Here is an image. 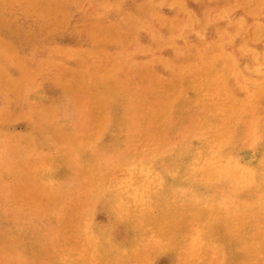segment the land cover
<instances>
[{
  "label": "rangeland",
  "instance_id": "1",
  "mask_svg": "<svg viewBox=\"0 0 264 264\" xmlns=\"http://www.w3.org/2000/svg\"><path fill=\"white\" fill-rule=\"evenodd\" d=\"M200 1L0 0V120H2L0 122V201L2 200L0 206L6 204L5 207H0V220L3 221L0 222V264H232L236 260L238 263L235 264H250V261H252L251 264L261 263V261V264H264V242H262L264 241V187H262L264 186V100H261L264 99V0H221L222 3L219 0H202L201 3ZM133 9L134 11H130ZM256 17L257 20H255ZM114 18L118 19L115 20ZM136 23L139 25L138 27L135 25ZM209 26L211 29L208 28ZM182 30L186 31L183 32ZM120 37L121 39H119ZM206 39L211 42H206ZM155 41L156 43H154ZM78 47H82V49ZM109 51H117L118 53H109ZM165 53L168 54L165 55ZM106 54H108L107 57ZM260 55L262 56L260 57ZM13 61L15 62L12 63ZM112 65L114 66L112 67ZM161 65L164 67H160ZM58 70L60 72L57 74ZM21 75L24 76L21 78ZM187 77L188 79H186ZM103 83L104 85H102ZM135 83H138V86ZM140 83L146 84L142 86ZM194 85L195 87H193ZM90 87L92 90L87 89ZM140 88L142 89L140 90ZM35 91L37 92L35 93ZM120 92L123 93L120 94ZM9 96L10 98L14 96L11 99L12 101L15 100L16 104L8 98ZM77 96L79 97L77 98ZM182 96L183 98H181ZM24 97L28 98L25 99ZM142 99L147 103L146 105ZM184 99L191 100V102H185ZM90 100L92 103L89 102ZM45 101L47 104L44 103ZM148 103L152 104L148 105ZM89 106H91L92 111H89ZM49 107L53 108L47 110ZM173 107L175 111L172 110ZM191 107H195L194 111H197L193 112ZM42 108L45 112L41 111ZM104 108L106 109L104 110ZM178 108L184 111L182 112ZM190 108L192 113H190ZM50 110H54V112ZM36 111H41L42 118ZM14 112L18 113L15 114ZM135 112L137 113L136 117L134 116ZM186 112L187 114H184ZM129 113L131 115H128ZM188 113L190 114L189 117ZM196 113L199 115L197 116ZM192 114H194V119ZM182 115L183 118L186 117L184 120L180 117ZM207 115L213 116L210 117L211 120ZM50 116H52L51 119H49ZM189 118H192L191 122ZM87 122L90 123L89 126ZM184 125L185 127L191 126L182 128ZM131 126L134 127L131 128ZM79 127L81 129H78ZM177 129L182 130V133L178 132ZM123 130L125 132L120 133ZM151 131L152 133H150ZM39 133L42 135L40 136ZM174 133L178 138L174 136ZM8 134L10 135L8 136ZM130 134L132 136L135 134L134 139ZM56 136L59 138L56 139ZM183 136L185 137L183 138ZM39 138L40 140H38ZM123 138L126 141H123ZM54 140L56 141L54 142ZM131 140L133 141L132 144L135 141L136 143L132 145ZM137 140L140 142L137 143ZM117 141H119V145H117ZM63 142L69 145L66 146ZM41 143L46 146L43 147ZM120 145L124 148L122 149ZM86 146L91 147L86 148ZM140 152L141 155H138ZM165 154L167 155L166 158L164 157ZM145 156L147 157L145 158ZM112 159H116V161ZM139 162H143V164ZM71 167H75L77 171L74 168L71 170ZM12 170L15 171V173L13 171L14 174ZM17 170L19 175H17ZM114 173L117 176H113ZM220 174L224 175L221 176ZM4 181L5 183H3ZM25 181H28V184L24 183ZM7 182L9 183L6 184ZM14 183L17 184L14 185ZM192 183L197 187H194ZM25 185L29 188L26 189ZM23 188L24 190H22ZM10 189H12L11 192ZM13 190L17 193L14 194ZM122 190L124 191L121 192ZM12 193L15 196H11ZM227 194H229V198ZM19 197L21 200L18 199ZM247 197L251 199L249 200ZM6 199L8 200L6 201ZM131 200L132 202H130ZM201 200L202 202H200ZM12 207L16 208L12 209ZM18 210L19 212H16ZM217 210H219L218 213ZM257 211H260V214H257ZM35 215L37 216L35 217ZM27 218L29 219L26 220ZM42 218H46V220L44 221ZM63 218H65L64 221ZM41 220L44 222L42 223ZM3 224L5 227L2 226ZM232 224H235L234 226L237 224V226L234 227ZM261 224H263L262 227ZM242 232L243 237L241 236ZM247 234L249 236H246ZM230 236L232 237L230 238ZM33 241L35 242L33 243ZM26 242L29 244L27 245ZM248 243L252 244V247ZM27 246L31 247L26 249ZM246 248L247 251L249 250L248 252ZM207 250L209 251L207 252ZM240 257L243 259L240 260Z\"/></svg>",
  "mask_w": 264,
  "mask_h": 264
},
{
  "label": "bare ground",
  "instance_id": "2",
  "mask_svg": "<svg viewBox=\"0 0 264 264\" xmlns=\"http://www.w3.org/2000/svg\"><path fill=\"white\" fill-rule=\"evenodd\" d=\"M148 1H149V0H148ZM158 1H159V0H158ZM181 1H182V0H181ZM194 1H195V0H194ZM201 1H202V0H201ZM201 1H200V3H201ZM204 1H205V0H204ZM209 1H210V0H209ZM219 1H221V0H219ZM223 1H224V0H223ZM138 2H139V1H138ZM151 2H152V1H151ZM156 2H157V0H156ZM172 2H173V0H172ZM184 2H185V0H184ZM2 3H3V2H2ZM149 3H150V2H149ZM200 3H198V4H200ZM202 3H203V2H202ZM221 3H222V1H221ZM8 4H9V3H8ZM150 4H151V3H150ZM159 4H160V3H159ZM1 5H2V4H1ZM136 5H137V3H136ZM155 5H156V3H155ZM196 5H197V4H196ZM201 5H202V4H201ZM137 6H138V5H137ZM194 7H196V6H194ZM199 7H200V6H199ZM199 7H198V9H199ZM133 8H134V7H133ZM136 8H137V7H136ZM149 8H150V7H149ZM192 8H193V7H192ZM196 8H197V7H196ZM200 8H202V6H201ZM232 8H233V6H232ZM121 9H122V8H121ZM189 9H190V8H189ZM235 9H237V8H235ZM263 9H264V8H263ZM126 10H127V8H126ZM175 10H176V9H175ZM118 11H119V9L117 10V12H118ZM130 11H134V9H133V10H130ZM145 12H146V10H145ZM148 12H149V10H148ZM156 12L158 13V11H156ZM194 12H195V11H194ZM203 12H204V11H203ZM224 12H225V11H224ZM232 12H233V11H232ZM123 13H124V12H123ZM127 13H128V12H127ZM131 13H132V12H131ZM146 13H147V12H146ZM152 13H153V12H152ZM187 13H188V12H187ZM190 13H191V12H190ZM128 14H129V13H128ZM148 14H149V13H148ZM171 14H172V12H171ZM197 14H198V13H197ZM199 14H201V13H199ZM202 14H203V13H202ZM232 14H233V13H232ZM149 15H150V14H149ZM152 15H154V14H152ZM186 15H187V14H186ZM195 15H196V14H195ZM233 15H235V14H233ZM119 16H120V15H119ZM134 16H135V15H134ZM163 16H164V15H163ZM165 16H166V15H165ZM165 16H164V17H165ZM169 16H170V15H169ZM230 16H231V15H230ZM112 17H114V16H112ZM115 17H118V16H115ZM171 17H172V16H171ZM176 17H177V16H176ZM191 17H192V16H191ZM202 17H203V16H202ZM109 18H110V17H109ZM118 18H119V17H118ZM118 18H117V19H118ZM156 18H157V17H156ZM228 18H229V17H228ZM114 19H115V18H114ZM117 19H115V20H117ZM184 19H185V18H184ZM184 19H183V20H184ZM253 19H255V18H253ZM253 19H252V20H253ZM183 20H182V21H183ZM226 20H227V19H226ZM255 20H257V17H256ZM112 21H113V20H112ZM147 21H148V20H147ZM192 21H193V20H192ZM192 21H191V22H192ZM229 21H230V20H229ZM259 21H260V20H259ZM142 22H143V21H142ZM144 22H145V21H144ZM151 22H152V21H151ZM151 22H150V23H151ZM129 23H130V22H129ZM139 23L141 24V22H138V24H139ZM161 23H162V22H161ZM164 23H165V22H164ZM164 23H163V24H164ZM217 23H218V22H217ZM224 23H225V22H224ZM244 23H245V22H244ZM147 24H148V23H147ZM248 24H249V23H248ZM135 25H137V23H136ZM142 25H143V24H142ZM199 25H201V24H199ZM222 25H224V24H222ZM246 25H247V24H246ZM138 26H139V25H137V27H138ZM148 26H149V25H148ZM162 26H163V25H162ZM167 26H168V25H167ZM187 26H188V25H187ZM127 27H129V26H127ZM201 27H202V25H201ZM201 27H199V28H201ZM109 28H110V27H109ZM123 28H126V27H123ZM141 28H142V27H141ZM149 28H151V27L149 26ZM208 28H210V26H209ZM215 28H216V27H215ZM219 28H221V27L219 26ZM222 28H223V26H222ZM142 29H143V28H142ZM147 29H148V28H147ZM165 29H166V28H165ZM192 29H193V28H192ZM201 29H202V28H201ZM204 29H205V28H204ZM204 29H203V30H204ZM210 29H211V28H210ZM110 30H112V29L110 28ZM120 30H121V29H120ZM124 30H125V29H124ZM157 30H158V29H157ZM162 30H164V29H162ZM162 30H160V31H162ZM106 31H107V30H106ZM147 31H148V30H147ZM153 31H154V30H153ZM182 31H183V30H182ZM185 31H186V30H184L183 32H185ZM192 31H193V30H192ZM201 31H202V30H201ZM201 31H200V32H201ZM113 32H114V31H113ZM137 32H138V31H137ZM156 32H157V31H156ZM206 32H207V31H206ZM228 32H229V31H228ZM231 32H232V30H231ZM157 33H158V32H157ZM161 33H162V32H161ZM202 33H203V32H202ZM210 33H211V31H210ZM155 34H156V33H155ZM155 34H154V35H155ZM165 34H166V33H165ZM173 34H174V33H173ZM200 34H201V33H200ZM203 34H204V33H203ZM206 34H207V33H206ZM241 34H242V33H241ZM244 34H245V33H244ZM136 35H137V34H136ZM138 35H139V34H138ZM140 35H141V34H140ZM159 35H160V34H159ZM159 35H158V36H159ZM198 35H199V34H198ZM201 35H202V34H201ZM114 36H115V35H114ZM142 36H143V34H142ZM145 36H146V35H145ZM150 36H152V35H150ZM168 36H169V35H168ZM170 36H171V35H170ZM172 36H173V35H172ZM206 36H207V35H206ZM208 36H209V35H208ZM238 36H239V34H238ZM156 37H157V36H156ZM159 37H160V36H159ZM214 37H215V36H214ZM214 37H213V38H214ZM243 37H244V36H243ZM246 38H247V37H246ZM119 39H121V37H120ZM147 39H148V36H147ZM157 39H158V38H157ZM198 39H199V37H198ZM237 39H238V38H237ZM240 39H241V38H240ZM243 39L245 40V38H243ZM243 39H242V40H243ZM92 40H93V39H92ZM106 40H107V39H106ZM123 40H124V38H123ZM163 40H164V39H163ZM164 41H165V40H164ZM176 41H177V40H176ZM193 41H194V40H193ZM193 41H191V42H193ZM200 41H201V40H200ZM209 41H210V40H209ZM209 41H207V39H206V42H209ZM239 41H240V40H239ZM107 42L109 43V41H107ZM120 42H121V41H120ZM120 42H119V43H120ZM158 42L160 43L159 40H158ZM179 42H181V41H179ZM210 42H211V41H210ZM263 42H264V41H263ZM115 43H116V42H115ZM154 43H156V41H155ZM176 43H177V42H176ZM187 43H188V42H187ZM199 43H200V42H199ZM215 43H216V42H215ZM258 43H259V42H258ZM160 44H161V43H160ZM179 44H180V43H179ZM205 44H206V43H205ZM236 44H237V43H236ZM246 44H248V43L246 42ZM250 44H251V43H250ZM261 44H262V43H261ZM115 45H116V44H115ZM191 45H192V44H191ZM253 45H254V44H253ZM256 45H257V44H256ZM101 46H102V45H101ZM233 46H234V45H233ZM246 46H248V45H246ZM249 46H250V45H249ZM115 47H116V46H115ZM118 47H119V45H118ZM236 47H237V46H236ZM251 47H252V46H251ZM257 47H258V46H257ZM78 48H79V47H78ZM80 48L82 49V47H80ZM80 48H79V49H80ZM116 48H117V47H116ZM116 48H114V49H116ZM255 48H256V47H255ZM117 49H118V48H117ZM119 49H120V48H119ZM128 49H129V48H128ZM105 50H106V49H105ZM105 50H104V52H105ZM110 50H112V49H110ZM156 50H158V49H156ZM156 50H155V51H156ZM166 50H168V49H166ZM232 50H233V49H232ZM256 50H257V49H256ZM163 51H164V50H163ZM168 51H170V50H168ZM237 51H238V50H237ZM111 52H116V53H118L117 51H111ZM111 52L109 51V53H111ZM125 52H126V51H125ZM193 52H194V51H193ZM211 52H212V51H211ZM1 53H2V52H1ZM106 53H107V52H106ZM120 53H121V52H120ZM122 53H123V51H122ZM238 53H239V52H238ZM92 54H93V53H92ZM133 54H134V53H133ZM161 54H162V52H161ZM163 54H164V53H163ZM166 54H168V53H165V55H166ZM260 54H261V53H260ZM9 55H10V54H9ZM76 55H77V54H76ZM104 55H105V54H104ZM107 55H108V54H106V57H107ZM112 55H113V54H112ZM135 55H136V54H135ZM138 55H139V54H138ZM169 55H170V53H169ZM6 56H8V55L6 54ZM110 56H111V55H110ZM170 56H171V55H170ZM238 56H239V55H238ZM238 56H237V58H238ZM261 56H262V55H260V57H261ZM0 57H1V56H0ZM10 57H11V56H10ZM106 57H105V58H106ZM151 57H152V56H151ZM159 57H160V56H159ZM163 57H164V56H163ZM168 57H169V56H168ZM244 57H245V56H244ZM165 58H166V57H165ZM173 58H174V57H173ZM185 58H186V57H185ZM91 59H92V58H91ZM103 59H104V58H103V56H102V60H103ZM111 59H112V58H111ZM146 59H147V58H146ZM146 59H145V60H146ZM72 60H73V59H72ZM92 60H93V59H92ZM92 60H91V61H92ZM105 60H106V59H105ZM139 60H140V59H139ZM165 60H166V59H165ZM239 60H240V59H239ZM249 60H250V59H249ZM4 61H5V60H4ZM80 61H81V60H80ZM245 61H246V60H245ZM2 62H3V61H2ZM2 62H1V63H2ZM14 62H15V61H13L12 63H14ZM73 62H74V61H73ZM140 62H141V61H140ZM140 62H139V63H140ZM156 62H157V61H156ZM156 62H155V63H156ZM77 63H78V62H77ZM77 63H76V64H77ZM84 63H85V62H84ZM91 63H92V62H91ZM159 63H160V62H159ZM243 63H245V62H243ZM243 63H242V65H243ZM246 63H247V62H246ZM10 64H11V63H10ZM85 64H86V63H85ZM103 64H104V63H103ZM108 64H109V63H108ZM136 64H137V63H136ZM140 64H141V63H140ZM152 64H153V63H152ZM217 64H218V63H217ZM249 64H250V63H249ZM3 65H4V64H3ZM18 65H19V63H18ZM104 65H105V64H104ZM159 65H160V64H159ZM253 65H254V64H253ZM1 66H2V65H1ZM15 66H16V65H15ZM20 66H21V65H20ZM68 66H69V65H68ZM71 66L74 67V65H71ZM101 66H102V65H101ZM113 66H114V65H112V67H113ZM134 66H135V65H134ZM162 66H163V65H161L160 67H162ZM188 66H189V65H188ZM218 66H219V65H218ZM9 67H12V66H9ZM16 67H17V66H16ZM88 67H90V66H88ZM112 67H111V68H112ZM131 67H132V65H131ZM138 67H139V66H138ZM143 67H144V66H143ZM145 67H146V66H145ZM147 67H148V66H147ZM163 67H164V66H163ZM168 67H169V66H168ZM4 68H5V67H4ZM7 68H8V66H7ZM75 68H76V67H75ZM83 68H84V67H83ZM127 68H128V67H127ZM129 68H130V67H129ZM249 68H250V67H249ZM5 69H6V68H5ZM12 69L14 70V68H12ZM12 69H11V71H12ZM17 69H18V68H17ZM19 69H20V68H19ZM63 69H64V68H63ZM69 69H70V68H69ZM72 69H73V68H72ZM86 69H87V68H86ZM89 69H90V68H89ZM112 69H113V68H112ZM138 69H139V68H138ZM138 69H136V70H138ZM142 69H144V68H142ZM168 69H169V68H168ZM20 70H21V69H20ZM117 70H118V69H117ZM165 70H166V69H165ZM0 71H1V70H0ZM6 71H7V69H6ZM9 71H10V70H9ZM11 71H10V72H11ZM65 71H66V69H65ZM102 71H103V70H102ZM128 71H130V70H128ZM138 71H139V70H138ZM158 71H160V70H158ZM169 71H170V69H169ZM2 72H4V71H2ZM13 72H14V71H13ZM21 72H22V71H21ZM59 72H60V70H58L57 74H58ZM68 72H69V70H68ZM97 72H98V71H97ZM97 72H96V73H97ZM115 72H116V71H115ZM130 72H131V71H130ZM132 72H133V71H132ZM148 72H149V71H148ZM161 72H162V71H161ZM161 72H160V73H161ZM172 72H173V71H172ZM188 72H189V71H188ZM14 73H15V72H14ZM54 73H55V71H54ZM96 73H95V74H96ZM118 73H119V71H118ZM157 73H158V72H157ZM170 73H171V72H170ZM189 73H190V72H189ZM245 73H246V72H245ZM0 74H1V73H0ZM15 74H16V73H15ZM18 74H19V73H18ZM22 74H23V72H22ZM57 74H56V76H57ZM92 74H93V73H92ZM112 74H115V73L112 72ZM112 74H111V75H112ZM132 74H133V73H132ZM66 75H67V74H66ZM96 75H97V74H96ZM115 75H116V74H115ZM118 75H120V74H118ZM148 75H149V74H148ZM208 75H209V74H208ZM14 76H15V75H14ZM19 76H20V75H19ZM19 76H18V77H19ZM23 76H24V75H23ZM23 76L21 75V78H22ZM56 76H55V77H56ZM112 76H113V75H112ZM127 76H128V75H127ZM133 76H135V75H133ZM161 76H162V75H161ZM165 76H166V75H165ZM165 76H164V77H165ZM254 76H255V75H254ZM58 77H59V76H58ZM62 77H63V74H62ZM65 77H66V76H65ZM97 77H98V76H97ZM99 77H100V76H99ZM121 77H123V76H121ZM128 77H129V76H128ZM130 77H131V75H130ZM255 77H256V76H255ZM257 77H258V76H257ZM59 78H61V77H59ZM107 78H108V77H107ZM115 78H116V76H115ZM131 78H132V77H131ZM131 78H130V79H131ZM166 78H167V77H166ZM18 79H19V78H18ZM61 79H62V78H61ZM68 79H69V78H68ZM109 79H110V77H109ZM109 79H108V80H109ZM121 79H122V78H121ZM128 79H129V78H128ZM137 79H138V78H137ZM186 79H188V77H187ZM186 79H185V80H186ZM4 80H5V79H4ZM20 80H21V79H20ZM133 80H134V79H133ZM185 80H184V81H185ZM21 81H22V80H21ZM92 81H93V80H92ZM148 81H149V79H148ZM65 82H67V81H65ZM108 82H109V81H108ZM127 82H128V81H127ZM132 82H133V81H132ZM155 82H157V81H155ZM167 82H168V81H167ZM185 82H186V81H185ZM19 83H20V81H19ZM21 83H22V82H21ZM106 83H107V82H106ZM109 83H110V82H109ZM126 84H128V83H126ZM135 84H136V83H135ZM144 84H146V83H143V85H144ZM241 84H242V83H241ZM68 85L70 86V83H69ZM71 85H72V84H71ZM102 85H104V83H103ZM105 85H106V84H105ZM131 85H133V84H131ZM136 85L138 86V83H137ZM140 85H142V84L140 83ZM143 85H142V86H143ZM151 85H152V84H151ZM183 85H184V84H183ZM29 86L31 87L30 84H29ZM128 86H129V85H128ZM146 86H147V85H146ZM149 86H150V85H149ZM161 86H162V85H161ZM5 87H7V86H5ZM13 87H14V86H13ZM33 87H35V86H33ZM62 87H64V86L62 85ZM98 87H99V86H98ZM103 87H104V86H103ZM133 87H134V86H133ZM193 87H195V85H194ZM28 88H29V87H28ZM76 88H79V87H76ZM105 88H106V87H105ZM138 88H139V87H138ZM138 88H137V89H138ZM148 88H149V87H148ZM150 88H151V86H150ZM10 89H11V88H10ZM25 89H26V88H25ZM25 89H24V90H25ZM59 89H60V88H59ZM59 89H57V90H59ZM66 89H67V88H66ZM79 89H80V88H79ZM81 89H82V88H81ZM87 89H91V87H90V88H87ZM87 89H86V90H87ZM120 89H121V88H120ZM141 89H142V88H140V90H141ZM144 89H145V88H144ZM160 89H161V88H160ZM17 90H18V89H17ZM37 90H38V89H37ZM91 90H92V89H91ZM147 90H148V89H147ZM150 90H151V89H150ZM8 91H10V90L8 89ZM12 91H13V90H12ZM83 91H84V90H83ZM99 91H100V89H99ZM102 91H103V90H102ZM111 91H112V90H111ZM130 91H131V90H130ZM36 92H37V91H35V93H36ZM91 92H92V91H91ZM93 92H94V91H93ZM93 92H92V93H93ZM103 92H104V91H103ZM123 92H124V91H123ZM123 92H122V93H123ZM138 92H139V91H138ZM198 92H199V91H198ZM9 93H10V92H9ZM11 93H12V92H11ZM30 93H33V92H30ZM59 93H60V92H59ZM70 93H72V92H70ZM73 93H74V92H73ZM73 93H72V94H73ZM122 93L120 92V94H122ZM125 93H126V92H125ZM136 93H137V92H136ZM107 94H109V93H107ZM120 94H119V95H120ZM126 94H127V93H126ZM144 94H145V93H144ZM182 94H183V93H182ZM241 94H242V93H241ZM9 95H10V94H9ZM11 95H12V94H11ZM11 95H10V96H11ZM23 95H24V93H23ZM30 95H32V94H30ZM34 95H35V94H34ZM63 95H64V94H63ZM77 95H78V94H77ZM99 95H100V94H99ZM101 95H102V94H101ZM104 95H105V94H104ZM119 95H118V96H119ZM130 95H131V93H130ZM137 95H138V94H137ZM10 96H9L8 98L12 101L11 98H13L14 96H12L11 98H10ZM25 96H27V95H25ZM66 96H67V95H66ZM72 96H73V95H72ZM72 96H71V97H72ZM74 96H75V95H74ZM81 96H82V94H81ZM108 96H111V95H108ZM112 96H113V95H112ZM118 96H117V97H118ZM123 96H124V95H123ZM123 96H122V97H123ZM134 96H136V95H134ZM149 96H150V95H149ZM149 96H147V97H149ZM15 97H17V95H15ZM29 97H30V96H29ZM48 97H49V96H48ZM68 97H69V96H68ZM75 97H76V96H75ZM78 97H79V96H77V98H78ZM87 97H88V95H87ZM113 97H114V96H113ZM115 97H116V96H115ZM130 97H131V96H130ZM145 97H146V96H145ZM150 97H151V96H150ZM188 97H189V96H188ZM263 97H264V95H263ZM24 98L26 99V98H28V97H24ZM38 98H39V97H38ZM85 98H86V97H85ZM135 98H136V97H135ZM181 98H183V96H182ZM186 98H187V97H186ZM189 98H190V97H189ZM245 98H246V97H245ZM60 99H61V98H60ZM72 99H73V98H72ZM89 99H90V98H89ZM89 99H88V100H89ZM92 99H94V98H92ZM110 99H111V98H110ZM112 99H114V98H112ZM116 99H117V98H116ZM116 99H114V100H116ZM130 99H131V98H130ZM130 99H128V100H130ZM140 99H141V98H140ZM149 99H150V98H149ZM149 99H148V100H149ZM158 99H159V98H158ZM177 99H178V98H177ZM191 99H192V98H191ZM2 100H3V98H2ZM10 100H9V101H10ZM22 100H24V99H22ZM33 100H34V99H33ZM69 100H71V99H69ZM84 100L86 101V99H84ZM119 100H121V99H119ZM144 100L146 101L147 98L144 99ZM144 100L142 99V102H143ZM152 100H153V99H152ZM179 100H180V98H179ZM181 100H182V99H181ZM185 100H186V99H184V101H185ZM261 100L263 101L264 99H261ZM4 101H5V100H4ZM13 101H14V102H13ZM13 101H12L13 103L16 102L15 100H13ZM18 101H19V100H18ZM20 101H21V100H20ZM26 101H28V100H26ZM30 101H31V98H30ZM47 101H48V100H47ZM47 101H45L44 103H46ZM71 101H72V100H71ZM71 101H70V102H71ZM80 101H81V100H80ZM80 101H79V102H80ZM85 101H84V103H85ZM132 101H133V99H132ZM135 101H136V100H135ZM145 101H144V103H145ZM158 101H159V100H158ZM184 101H182V102H184ZM188 101L191 102V100H188ZM188 101L186 100L185 102H188ZM7 102H8V101H7ZM21 102H22V101H21ZM58 102H59V101H58ZM82 102H83V101H82ZM89 102L92 103L91 100H90ZM89 102H87V103H89ZM109 102H110V101H109ZM119 102H122V101H119ZM133 102H134V101H133ZM138 102H139V101H138ZM142 102H140V103H142ZM177 102H178V101H177ZM24 103H25V102H24ZM37 103H38V102H37ZM39 103H40V102H39ZM41 103H42V102H41ZM41 103H40V104H41ZM52 103H53V102H52ZM62 103H63V101H62ZM84 103H83V104H84ZM166 103H167V102H166ZM175 103H176V102H175ZM259 103H260V102H259ZM262 103H263V102H262ZM262 103H261V104H262ZM11 104H12V103H11ZM15 104H16V103H15ZM22 104H23V103H22ZM22 104H21V105H22ZM40 104H39V105H40ZM46 104H47V103H46ZM50 104H51V103H50ZM54 104H55V103H54ZM59 104H60V103H59ZM63 104H64V103H63ZM63 104H62V106H63ZM128 104H129V102H128ZM128 104H127V105H128ZM134 104H135V103H134ZM146 104H147V103H145V105H146ZM151 104H152V103H151ZM151 104L148 103V105H151ZM164 104H165V103H164ZM185 104H186V103H185ZM185 104H184V105H185ZM188 104H189V103H188ZM205 104H206V102H205ZM5 105L7 106V104H5ZM8 105H9V104H8ZM19 105H20V104H19ZM37 105H38V104H37ZM48 105H49V104H48ZM64 105H65V104H64ZM75 105H76V104H75ZM79 105H80V104H79ZM84 105H85V104H84ZM86 105H87V104H86ZM88 105H89V104H88ZM127 105H126V106H127ZM136 105H137V104H136ZM173 105H174V104H173ZM190 105H191V104H190ZM198 105H200V104L198 103ZM12 106H13V105H12ZM12 106H11V107H12ZM17 106H18V105H17ZM28 106H29V105H28ZM33 106H34V105H33ZM33 106H30V107L33 108ZM40 106H41V105H40ZM40 106H38V107L40 108ZM51 106H52V105H51ZM55 106H56V105H55ZM76 106H78V105H76ZM113 106H114V104H113ZM121 106H122V104H121ZM123 106H124V105H123ZM137 106H138V105H137ZM191 106H193V105H191ZM20 107H21V106H20ZM30 107H29V108H30ZM46 107H47V106H46ZM56 107H57V106H56ZM63 107H64V106H63ZM78 107H80V106H78ZM81 107H82V106H81ZM89 107H90V109H89V111H90V110H91V106H89ZM116 107H117V106H116ZM116 107H115V108H116ZM119 107H120V106H119ZM129 107H130V106H129ZM135 107H136V106H135ZM135 107H134V108H135ZM146 107H147V106H146ZM146 107H145V108H146ZM149 107H150V106H149ZM149 107H148V108H149ZM183 107H184V106H183ZM189 107H190V106H189ZM196 107H197V106H196ZM259 107H260V106H259ZM2 108H3V107H2ZM12 108H13V107H12ZM12 108H11V109H12ZM25 108H26V107H25ZM27 108H28V107H27ZM50 108H51V107L47 108V110L50 109ZM52 108H53V107H52ZM52 108H51V109H52ZM60 108L62 109V107H60ZM64 108H65V107H64ZM87 108H88V107H87ZM139 108H141V107L139 106ZM143 108H144V106H143ZM143 108H142V109H143ZM150 108H151V107H150ZM153 108H154V107H153ZM153 108H152V110H153ZM157 108H158V106H157ZM191 108H193V107H191ZM191 108H190V109H191ZM194 108H195V107H194ZM194 108H193V112H196L197 110L194 111ZM4 109L6 110V107H5ZM9 109H10V107H9ZM9 109H8V112H9ZM23 109H24V108H23ZM58 109H59V108H58ZM66 109H67V108H66ZM68 109H69V108H68ZM84 109H85V108H84ZM84 109H83V110H84ZM105 109H106V108H104V110H105ZM111 109H112V108H111ZM111 109H110V111H111ZM120 109H122V108H120ZM120 109H119V110H120ZM128 109H130V108H128ZM135 109H136V108H135ZM176 109H177V108H176ZM178 109L181 110V108H178ZM184 109H186V108H184ZM190 109H188V110H190ZM262 109H263V108H262ZM12 110H13V109H12ZM15 110H16V109H15ZM27 110H28V109H27ZM30 110H31V109H30ZM38 110H39V109H38ZM54 110H55V109H54ZM54 110H53V111L50 110V111L54 112ZM59 110H60V109H59ZM85 110H86V109H85ZM119 110H118V111H119ZM122 110H123V109H122ZM126 110H127V108H126ZM130 110H131V109H130ZM149 110H150V109H149ZM172 110H174V107H173ZM188 110H186V111H188ZM41 111H44V112H45V110H43V108H42ZM41 111H40V112H39V111H36V112H38V113L40 114ZM50 111H49V112H50ZM64 111H65V110H64ZM68 111H69V110H68ZM76 111H77V110H76ZM89 111H87V112H89ZM91 111H92V110H91ZM134 111H135V110H134ZM142 111H146V110H142ZM147 111H148V110H147ZM174 111H175V110H174ZM174 111H173V112H174ZM181 111L183 112L184 110H181ZM8 112H7V113H8ZM10 112H13V111H10ZM26 112H28V111H26ZM36 112H34V113L36 114ZM44 112H42V113H44ZM84 112H86V111H84ZM125 112H126V111H125ZM136 112H137V111H136ZM136 112H135V113H136ZM178 112H179V111H178ZM14 113H15V112H14ZM16 113H18V112H16ZM16 113H15V114H16ZM24 113H25V112H24ZM56 113H57V112H56ZM58 113H59V111H58ZM60 113H61V112H60ZM115 113H116V112H115ZM120 113H121V112H120ZM123 113H124V112H123ZM130 113H132V112L130 111ZM130 113H129L128 115H131ZM138 113H139V112H138ZM145 113H147V112H145ZM145 113H144V115H146ZM159 113H160V112H159ZM190 113H192V109H191V112H190ZM0 114H1V111H0ZM15 114H14V115H15ZM30 114H31V113H30ZM32 114H33V112H32ZM46 114H47V113H46ZM52 114H53V113H52ZM66 114H67V113H66ZM71 114H72V112H71ZM91 114H92V113H91ZM91 114H90V115H91ZM109 114H111V113L109 112ZM184 114H187V112L184 113ZM194 114H195V113H194ZM194 114H192V115H193L192 118L194 117ZM196 114H197V116L199 115V113H196ZM72 115H73V114H72ZM87 115H88V114H87ZM87 115H86V116H87ZM94 115H95V114H94ZM111 115H113V114H111ZM119 115H120V114H119ZM128 115H126V116H128ZM133 115H134V114H133ZM133 115H132V116H133ZM189 115H190V114L188 113V117H189ZM204 115H205V114H204ZM218 115H219V114H218ZM246 115H247V114H246ZM5 116H7V115L5 114ZM11 116H12V115H11ZM11 116H10V117H11ZM29 116H30V115H29ZM40 116H41V114H40ZM43 116H44V115H43ZM55 116H57V115H55ZM63 116H64V114H63ZM65 116H67V115H65ZM73 116H74V115H73ZM134 116L136 117V116H137V113H136ZM134 116H133V117H134ZM175 116H176V115H175ZM207 116H208V118L211 117V116L209 117V115H207ZM25 117H26V116H25ZM51 117H52V116H50L49 119H51ZM68 117H69V116H68ZM120 117H121V116H120ZM143 117H144V116H143ZM178 117H179V116H178ZM180 117L183 118V115L180 116ZM205 117H206V116H205ZM212 117H213V116H212ZM212 117H211V118H212ZM246 117H247V116H246ZM0 118H1V117H0ZM6 118H7V117H6ZM11 118H12V117H11ZM34 118H35V117H34ZM38 118H39V117H38ZM41 118H42V116H41ZM59 118H60V117H59ZM61 118H62V115H61ZM72 118H73V117H72ZM87 118H88V117H87ZM110 118H111V117H110ZM110 118H109V119H110ZM121 118H122V117H121ZM130 118H132V117H130ZM149 118H150V117H149ZM173 118H174V117H173ZM173 118H172V119H173ZM176 118H177V117H176ZM184 118H186V117H184ZM184 118H183V120H184ZM192 118H189V119H190V122H191ZM201 118H202V117H201ZM211 118H210V120H211ZM243 118H245V117H243ZM4 119H5V117H4ZM30 119H31V118H30ZM46 119H47V118H46ZM63 119H64V118H63ZM111 119H112V118H111ZM137 119H139V118H137ZM150 119H151V118H150ZM170 119H171V118H170ZM193 119H194V118H193ZM217 119H218V118H217ZM44 120H45V118H44ZM121 120H122V119H121ZM121 120H120V121H121ZM124 120H125V118H124ZM139 120H141V119H139ZM147 120H148V119H147ZM147 120H146V121H147ZM183 120H182V121H183ZM1 121H2V120H0V122H1ZM8 121H9V120H8ZM75 121H77V120L75 119ZM132 121H135V120L132 119ZM144 121H145V119H144ZM172 121H173V120H172ZM178 121H179V120H178ZM178 121H177V123H178ZM194 121H195V120H194ZM59 122H61V121H59ZM70 122H71V121H70ZM84 122H85V121H84ZM91 122H92V121H91ZM147 122H148V121H147ZM150 122H151V121H150ZM174 122H175V121H174ZM179 122H181V121H179ZM185 122H186V120L184 121V123H185ZM219 122H220V121H219ZM221 122H222V121H221ZM263 122H264V121H263ZM3 123H4V122H3ZM55 123H56V122H55ZM55 123H54V124H55ZM57 123H58V121H57ZM74 123H75V125H76V122H74ZM80 123H81V122H80ZM87 123H88V126H89L90 123H89V122H87ZM109 123H110V122H109ZM112 123H113V122H112ZM121 123H123V122H121ZM136 123H137V122H136ZM170 123H171V121H170ZM187 123H189V122L187 121ZM192 123H193V122H192ZM204 123H205V122H204ZM67 124H68V123H67ZM67 124H66V125H67ZM77 124H79V123L77 122ZM117 124H118V123H117ZM137 124H138V123H137ZM182 124H183V123H182ZM197 124H198V123H197ZM197 124H196V125H197ZM201 124H202V123H201ZM75 125H74V126H75ZM85 125H86V124H85ZM92 125H93V124H92ZM115 125H116V124H115ZM125 125H126V124H125ZM130 125H131V123H130ZM132 125H133V124H132ZM140 125H141V124H140ZM147 125H148V124H147ZM158 125H159V124H158ZM175 125H177V124H175ZM185 125H186V124H185ZM185 125L182 126V128L185 127ZM215 125H217V124H215ZM259 125H260V124H259ZM64 126H65V125H64ZM64 126H63V128H64ZM79 126H80V125H79ZM123 126H124V124L122 125V128H123ZM134 126H135V125H134ZM134 126H131V128L134 127ZM137 126H139V125H137ZM151 126H152V123H151ZM165 126H166V124H165ZM165 126H164V127H165ZM180 126H181V124H180ZM190 126H191V125H188V126H186V127H190ZM199 126H200V125H199ZM262 126H263V125H262ZM262 126H259V127H262ZM40 127H42V126L40 125ZM70 127H71V126H70ZM81 127H82V126H81ZM90 127H91V126H90ZM90 127H88V128H90ZM118 127H120V126H118ZM127 127H128V126H127ZM144 127H145V126H144ZM164 127H163V128H164ZM168 127H169V126H168ZM178 127H179V126H178ZM186 127H185V128H186ZM237 127H238V126H237ZM241 127H242V126H241ZM243 127H244V126H243ZM63 128H62V129H63ZM122 128H121V129H122ZM124 128H125V127H124ZM150 128H151V127H150ZM176 128H177V127H176ZM176 128H175V129H176ZM182 128H179V129H182ZM29 129H30V128H29ZM52 129H53V128H52ZM52 129H50V130H52ZM57 129H58V128H57ZM78 129H81V128L79 127ZM83 129H85V128H83ZM92 129H94V128H92ZM138 129H139V127H138ZM146 129H147V126H146ZM155 129H156V128H155ZM164 129H165V128H164ZM193 129L195 130V128H193ZM198 129H199V127H198ZM238 129H240V128L238 127ZM259 129H260V128H259ZM14 130H15V129H14ZM36 130H37V129H36ZM42 130H43V129H42ZM46 130H47V128H46ZM50 130H49V131H50ZM58 130H59V129H58ZM63 130H64V129H63ZM85 130H86V129H85ZM94 130H95V129H94ZM94 130H93V132H94ZM125 130H127V129H125ZM129 130H130V127H129ZM147 130H148V129H147ZM151 130H152V129H151ZM177 130H178V129H177ZM182 130H185V129H182ZM182 130H181V131L178 130V132H181V133H182ZM187 130H188V128H187ZM203 130H204V129H203ZM203 130H202V131H203ZM247 130H249V129H247ZM3 131H4V130H3ZM8 131H9V130H8ZM15 131H16V130H15ZM40 131H41V129H40ZM53 131H54V130H53ZM60 131H61V129H60ZM132 131H133V130H132ZM139 131H140V129H139ZM144 131H145V130H144ZM154 131H155V130H154ZM168 131H170V130L168 129ZM171 131H172V130H171ZM204 131H205V130H204ZM237 131H238V130H237ZM242 131H243V130H242ZM262 131H263V130H262ZM30 132H31V131H30ZM45 132H46V131H45ZM62 132H63V131H62ZM64 132H65V131H64ZM64 132H63V133H64ZM70 132L72 133V131H70ZM73 132H74V131H73ZM87 132H88V131H87ZM124 132H125V131L123 130V132H120V133H124ZM173 132H174V131H173ZM207 132H208V131H207ZM9 133H10V132H9ZM23 133H24V132H23ZM35 133H36V132H35ZM37 133H38V132H37ZM37 133H36V134H37ZM40 133H41V132H40ZM40 133H39V134H40ZM47 133H48V132H47ZM53 133H54V132H53ZM59 133H60V132H59ZM68 133H69V132H68ZM74 133H75V132H74ZM82 133H83V132H82ZM130 133H131V132H130ZM138 133H139V132H138ZM150 133H152V131H151ZM45 134H46V133H45ZM55 134H56V133H55ZM60 134H61V133H60ZM65 134H66V133H65ZM77 134H78V133H77ZM84 134H85V133H84ZM84 134H83V135H84ZM86 134H87V133H86ZM86 134H85V135H86ZM92 134H94V133H92ZM190 134H192V133H190ZM190 134H189V135H190ZM9 135H10V134H8V136H9ZM41 135H42V134H40V136H41ZM61 135H62V134H61ZM130 135H131V134H130ZM134 135H135V134H134ZM134 135H133V136L131 135V137L133 138ZM139 135H140V134H139ZM195 135H196V134H195ZM36 136H37V135H36ZM53 136H54V135H53ZM59 136H60V135H59ZM126 136H127V134H126ZM146 136H147V135H146ZM154 136H155V134H154ZM170 136H172V135H170ZM174 136H175V133H174ZM236 136L238 137V135H236ZM1 137H2V136H1ZM3 137H4V136H3ZM26 137H27V136H26ZM75 137H76V136H75ZM108 137H109V136H108ZM135 137H136V136H135ZM152 137H153V136H152ZM175 137H177V136H175ZM179 137H180V136H179ZM184 137H185V136H183V138H184ZM210 137H211V135H210ZM233 137H234V136H233ZM23 138H24V137H23ZM40 138H41V137H40ZM40 138H39L38 140H40ZM43 138H44V135H43ZM53 138H54V137H53ZM55 138L58 139L59 137L57 138V136H56ZM55 138H54V139H55ZM60 138H61V137H60ZM127 138H128V137H127ZM145 138H146V137H145ZM177 138H178V137H177ZM188 138H189V137H188ZM196 138H197V137H196ZM4 139H5V138H4ZM41 139H42V138H41ZM48 139H49V138H48ZM67 139H68V137H67ZM109 139H110V138H109ZM133 139H134V138H133ZM137 139H138V138H137ZM153 139H154V138H153ZM156 139H157V138H156ZM167 139H168V138H167ZM167 139H166V140H167ZM242 139H243V138H242ZM61 140H62V139H61ZM61 140H58V141H61ZM71 140H72V139H71ZM120 140H121V139H120ZM122 140H123V141H126V140H124V138H123ZM170 140H171V138H170ZM170 140H169V142H170ZM188 140H189V139H188ZM232 140H233V139H232ZM237 140H238V138H237ZM21 141H22V140H21ZM23 141H24V140H23ZM41 141H42V140H41ZM55 141H56V140H54V142H55ZM77 141H79V140H77ZM77 141H76V142H77ZM123 141H122V142H123ZM134 141H135V140H134ZM171 141H172V140H171ZM10 142H11V141H10ZM37 142H38V141H37ZM45 142H47V141H45ZM66 142H67V141H66ZM118 142H119V141H117V145H119ZM138 142H140V140H139V141L137 140V143H138ZM146 142H147V141H146ZM154 142H155V141H154ZM154 142H153V143H154ZM172 142H173V141H172ZM239 142H240V141H239ZM59 143H60V142H59ZM63 143H64V142H63ZM78 143H80V142H78ZM120 143H121V142H120ZM132 143H133V141L131 140V144H132ZM135 143H136V141H135ZM135 143H134V144H135ZM158 143H159V142H158ZM188 143H189V142H188ZM235 143H236V142H235ZM13 144H14V143H13ZM18 144H19V143H18ZM47 144H48V143H47ZM52 144H54V143H52ZM56 144H58V143L56 142ZM95 144H96V143H95ZM97 144H98V143H97ZM122 144H123V143H122ZM122 144H121V145H122ZM134 144H132V145H134ZM159 144H160V143H159ZM173 144H174V143H173ZM230 144H231V143H230ZM238 144H240V143H238ZM245 144H246V143H245ZM21 145H22V144H21ZM41 145L43 146L42 143H41ZM41 145H40V146H41ZM48 145H49V144H48ZM50 145H51V144H50ZM64 145L68 146L69 144L67 145L66 143H64ZM121 145H120V147H121ZM167 145H169L168 142H167ZM38 146H39V145H38ZM44 146H46V145H44ZM44 146H43V147H44ZM94 146H95V145H94ZM122 146H123V145H122ZM157 146H158V145H157ZM205 146H206V145H205ZM224 146H225V145H224ZM0 147H1V146H0ZM5 147H6V146H5ZM32 147H33V146H32ZM43 147H42V148H43ZM50 147H51V146H50ZM69 147H70V146H69ZM69 147H68V148H69ZM87 147L90 148L91 146H86V148H87ZM120 147H119V148H120ZM133 147H135V146H133ZM207 147H208V146H207ZM235 147H236V146H235ZM243 147H244V146H243ZM18 148H19V147H18ZM33 148H34V147H33ZM33 148H32V149H33ZM45 148H46V147H45ZM47 148H48V147H47ZM62 148H65V146H64V147L62 146ZM66 148H67V147H66ZM111 148H112V147H111ZM119 148H118V149H119ZM121 148H122V147H121ZM121 148H120V150H121ZM123 148H124V147H123ZM123 148H122V149H123ZM131 148H132V147H131ZM144 148H145V147H144ZM196 148H197V147H196ZM196 148H195V150H196ZM213 148H214V147H213ZM220 148H221V147H220ZM228 148H229V147H228ZM39 149H41V148H39ZM39 149H38V150H39ZM77 149H79V148H77ZM92 149L94 150V148H92ZM92 149H91V150H92ZM135 149H136V148H135ZM197 149H198V148H197ZM234 149H235V148H234ZM26 150H27V149H26ZM26 150H25V151H26ZM38 150H37V151H38ZM49 150H51V149H49ZM61 150H62V149H61ZM61 150H60V151H61ZM88 150H89V149H88ZM130 150H131V149H130ZM130 150H129V151H130ZM206 150H208V149H206ZM216 150H217V149H216ZM2 151H4V150H2ZM37 151H36V152H37ZM39 151H41V150H39ZM65 151H67V150H65ZM121 151H122V150H121ZM135 151H136V150H135ZM140 151H141V150H140ZM196 151H197V150H196ZM218 151H219V150H218ZM234 151H235V150H234ZM16 152H18V151H16ZM34 152H35V151H34ZM36 152H35V153H36ZM45 152H48V151H45ZM92 152H93V151H92ZM92 152H91V153H92ZM112 152H114V151H112ZM117 152H118V151H117ZM133 152H134V150H133ZM133 152H132V153H133ZM189 152H190V151H189ZM212 152H213V151H212ZM228 152H229V151H228ZM26 153H27V152H26ZM49 153H50V152H49ZM63 153H65V152H63ZM122 153H123V152H122ZM122 153H120V154H122ZM171 153H172V152H171ZM207 153H208V152H207ZM214 153H215V151H214ZM14 154H15V153H14ZM27 154H28V153H27ZM36 154H39V153H36ZM103 154H104V153H103ZM105 154H106V152H105ZM105 154H104V155H105ZM109 154H110V153H109ZM124 154H125V153H124ZM126 154H127V153H126ZM133 154H134V153H133ZM148 154H149V153H148ZM148 154H146V155H148ZM168 154H169V153H168ZM198 154H199V153H198ZM198 154H197V155H198ZM204 154H205V153H204ZM208 154H210V153H208ZM208 154H207V155H208ZM223 154H224V153H223ZM223 154H222V156H223ZM248 154H249V153H248ZM39 155H40V154H39ZM78 155H79V154H78ZM110 155H111V154H110ZM114 155H115V154H114ZM130 155H131V153H130ZM138 155H141V152H140ZM181 155H182V154H181ZM183 155H184V154H183ZM183 155H182V156H183ZM197 155H196V156H197ZM26 156H28V155H26ZM29 156H30V154H29ZM47 156H49V155L47 154ZM64 156H65V155H64ZM106 156H107V155H106ZM123 156H124V155H123ZM166 156H167V155L165 154L164 157L166 158ZM176 156H177V155H176ZM199 156H201V155H199ZM236 156H237V155H236ZM38 157H39V156H38ZM49 157H50V156H49ZM57 157H58V156H57ZM102 157H103V156H102ZM111 157H112V156H111ZM131 157L133 158V156H131ZM131 157H130V158H131ZM139 157H140V156H139ZM146 157H147V156H145V158H146ZM168 157H169V156H168ZM190 157H191V156H190ZM15 158H16V157H15ZM24 158H25V157H24ZM41 158H42V157H41ZM51 158H52V157H51ZM58 158H59V157H58ZM63 158H64V157H63ZM63 158H62V159H63ZM79 158H80V157H79ZM83 158H84V157H83ZM94 158H95V157H94ZM105 158H106V157H105ZM105 158H104V159H105ZM108 158H109V156H108ZM108 158H107V159H108ZM112 158H113V157H112ZM116 158H117V157H116ZM128 158H129V157H128ZM140 158H141V157H140ZM179 158H180V155H179ZM194 158H195V157H194ZM201 158H202V157H201ZM201 158H200V159H201ZM213 158H214V157H213ZM215 158H216V157H215ZM220 158H221V157H220ZM47 159H50V158H47ZM95 159H97V158H95ZM102 159H103V158H102ZM117 159H118V158H117ZM121 159H123V158H121ZM136 159L138 160V158H136ZM141 159H142V158H141ZM153 159H154V158H153ZM204 159H205V158H204ZM4 160H5V159H4ZM11 160H13V159H11ZM26 160H27V159H26ZM30 160H31V159H30ZM56 160H57V159H56ZM56 160H55V162H56ZM59 160H60V159H59ZM78 160H79V159H78ZM92 160H93V159H92ZM112 160H113V159H112ZM118 160H120V159H118ZM123 160H124V159H123ZM126 160H127V159H126ZM132 160H134V159H132ZM158 160H159V159H158ZM198 160H199V159H198ZM17 161H18V160H17ZM17 161H16V162H17ZM42 161H43V160H42ZM46 161H47V160H46ZM46 161H45V162H46ZM82 161H83V160H82ZM89 161H90V160H89ZM96 161L100 162L99 160H96ZM103 161H104V160H103ZM113 161H116V159H114ZM139 161H140V160H139ZM222 161H223V160H222ZM238 161H240V160H238ZM7 162H8V161H7ZM12 162H13V161H12ZM57 162H58V161H57ZM60 162H61V161H60ZM65 162H66V160H65ZM93 162H94V161H93ZM101 162H102V161H101ZM111 162H112V161H111ZM150 162H151V161H150ZM153 162H154V161H153ZM8 163H9V162H8ZM10 163H11V162H10ZM21 163H22V160H21ZM21 163H20V164H21ZM29 163H31V162H29ZM42 163H43V162H42ZM52 163H53V162H52ZM52 163H51V164H52ZM69 163H70V162H69ZM69 163H68V164H69ZM95 163H96V162H95ZM127 163H128V162H127ZM131 163H132V162H131ZM136 163H138V162H136ZM139 163H142V164H143V162H139ZM147 163H148V162H147ZM151 163H152V162H151ZM151 163H150V166H152ZM198 163H199V162H198ZM242 163H243V162H242ZM15 164H17V163H15ZM37 164H38V163H37ZM40 164H41V163H40ZM68 164H67V165H68ZM88 164H89V163H88ZM97 164H98V163H97ZM106 164H107V163H106ZM106 164H105V166H108V165H106ZM145 164H146V163H145ZM152 164H153V163H152ZM203 164H204V163H203ZM22 165H23V163H22ZM26 165H27V163H26ZM44 165H45V163H44ZM89 165H90V164H89ZM119 165H120V164H119ZM146 165H147V164H146ZM197 165H198V164H197ZM253 165H254V164H253ZM14 166H16V165H14ZM14 166H13V168H14ZM28 166H29V164H28ZM54 166H55V165H54ZM64 166H65V165H64ZM68 166H69V165H68ZM68 166H67V167H68ZM80 166H81V165H80ZM85 166H86V165H85ZM121 166H122V165H121ZM126 166H127V165H126ZM142 166H143V165H142ZM207 166H208V165H207ZM9 167H11V166H9ZM41 167H42V165H41ZM47 167H48V166H47ZM50 167H51V166H50ZM55 167H56V166H55ZM69 167H70V166H69ZM98 167H99V166H98ZM98 167H97V168H98ZM116 167H117V166H116ZM133 167H134V166H133ZM147 167H148V166H147ZM153 167H154V166H153ZM27 168H28V167H27ZM38 168H39V167H38ZM51 168H52V167H51ZM65 168H66V166H65ZM72 168L75 169V167H71V170H73ZM103 168H104V166H103ZM103 168H102V169H103ZM107 168H108V167H107ZM150 168H152V167H150ZM192 168H193V167H192ZM194 168H195V167H194ZM23 169H24V168H23ZM41 169H42V168H41ZM81 169H82V168H81ZM94 169H95V168H94ZM116 169H117V168H116ZM132 169H133V168H132ZM132 169H131V170H132ZM134 169H135V168H134ZM136 169H137V168H136ZM180 169H181V168H180ZM204 169H205V168H204ZM10 170H11V169H10ZM14 170H15V169H14ZM14 170H12V173H13ZM75 170L77 171V169H75ZM75 170H74V171H75ZM82 170H84V169H82ZM99 170H100V169H99ZM117 170H118V169H117ZM152 170H153V169H152ZM158 170H159V169H158ZM158 170H157V171H158ZM181 170H182V169H181ZM188 170H189V169H188ZM196 170H197V169H196ZM202 170H203V169H202ZM7 171H8V170H7ZM7 171H6V172H7ZM20 171H22V170H20ZM40 171H41V170H40ZM88 171H89V170H88ZM100 171H101V170H100ZM109 171H110V170H109ZM199 171H200V170H199ZM27 172H28V171H27ZM27 172H25V173L27 174ZM42 172H43V171H42ZM47 172H48V171H47ZM49 172H50V170H49ZM64 172H65V171H64ZM64 172H63V173H64ZM66 172H67V171H66ZM68 172H69V171H68ZM82 172H83V171H82ZM132 172H133V171H132ZM138 172H139V171H138ZM138 172H137V173H138ZM149 172H150V171H149ZM186 172H187V171H186ZM192 172H193V171H192ZM202 172H204V171H202ZM262 172H263V171H262ZM8 173H9V172H8ZM10 173H11V172H10ZM12 173H11V174H12ZM14 173H15V171H14ZM14 173H13V174H14ZM17 173H18L17 175H19L18 170H17ZM73 173H74V172H73ZM147 173H148V172H147ZM222 173H223V172H222ZM263 173H264V172H263ZM46 174H47V173H46ZM75 174H76V173H75ZM77 174H78V173H77ZM77 174H76V175H77ZM145 174H146V173H145ZM164 174H166V173H164ZM187 174H188V173H187ZM197 174H198V173H197ZM197 174H196V175H197ZM256 174H257V172H256ZM3 175H4V174H3ZM68 175H69V174H68ZM73 175H74V174H73ZM84 175L86 176L85 173H84ZM105 175H106V174H105ZM112 175L115 176L116 174L114 173V174H112ZM161 175H162V174H161ZM220 175L222 176V175H224V174H220ZM24 176H25V175H24ZM55 176H58V175H55ZM65 176H66V174H65ZM78 176H79V175H78ZM116 176H117V175H116ZM133 176H134V175H133ZM258 176H259V174H258ZM5 177H6V176H5ZM5 177H4V178H5ZM15 177H16V176H15ZM18 177H19V176H18ZM22 177H23V176H22ZM22 177H20V178H22ZM36 177H37V176H36ZM59 177H60V176H59ZM59 177H58V178H59ZM63 177H64V176H63ZM66 177H67V176H66ZM70 177H71V176H70ZM88 177H89V176H88ZM124 177H125V176H124ZM137 177H138V176H137ZM189 177H190V176H189ZM223 177H224V176H223ZM253 177H255V176H253ZM259 177H260V176H259ZM24 178H25V177H24ZM24 178H23V179H24ZM48 178H49V177H48ZM72 178H74V177H72ZM159 178H160V177H159ZM190 178H191V177H190ZM197 178H199V177H197ZM5 179H7V177H6ZM10 179H11V178H10ZM13 179H14V178H13ZM42 179H43V177H42ZM45 179H46V178H45ZM55 179H56V178H55ZM62 179H63V178H62ZM69 179H70V178H69ZM132 179H133V178H132ZM135 179H136V178H135ZM145 179H146V178H145ZM224 179H226V178H224ZM258 179H259V178H258ZM261 179H262V178H261ZM19 180H20V179H19ZM36 180H37V179H36ZM65 180H66V179H65ZM65 180H63V181H65ZM115 180H118V179H115ZM196 180H197V179H196ZM201 180H202V179H201ZM219 180H220V179H219ZM221 180H222V179H221ZM226 180H227V179H226ZM6 181H7V180H6ZM52 181H53V180H52ZM66 181H67V180H66ZM111 181H112V180H111ZM134 181H135V180H134ZM138 181H139V180H138ZM162 181H165V180H162ZM188 181H189V180H188ZM188 181H187V182H188ZM216 181H217V180H216ZM216 181H215V182H216ZM27 182H28V181H25L24 183L28 184ZM31 182H32V181H31ZM31 182H30V183H31ZM46 182H47V181H46ZM165 182H166V181H165ZM0 183H1V182H0ZM3 183H5V181H4ZM3 183H2V184H3ZM8 183H9V182H7L6 184H8ZM30 183H29V184H30ZM56 183H57V182H56ZM59 183H60V182H59ZM129 183H130V182H129ZM198 183H199V182H198ZM206 183H207V182H206ZM211 183H213V182L211 181ZM227 183H228V182H227ZM227 183H226V184H227ZM15 184H17V183H14V185H15ZM57 184H58V183H57ZM132 184H133V183H132ZM144 184H145V183H144ZM185 184H186V183H185ZM187 184H188V183H187ZM187 184H186V185H187ZM189 184H190V181H189ZM192 184H193V183H192ZM200 184H201V183H200ZM222 184H223V183H222ZM10 185H11V184H10ZM18 185H19V183H18ZM32 185H33V184H32ZM59 185H61V184H59ZM59 185H58V186H59ZM63 185H64V184H63ZM135 185H136V183H135ZM138 185H139V184H138ZM193 185H194V184H193ZM193 185H192V186H193ZM219 185H220V184H219ZM227 185H228V184H227ZM252 185H253V184H252ZM256 185H257V184H256ZM1 186H2V185H1ZM3 186H4V185H3ZM3 186H2V187H3ZM11 186H12V185H11ZM19 186H20V185H19ZM64 186H65V185H64ZM167 186H168V185H167ZM176 186H177V185H176ZM221 186H222V185H221ZM5 187H6V186H5ZM21 187H22V186H21ZM25 187H26V185H25ZM49 187H50V186H49ZM54 187H57V186H54ZM54 187H53V188H54ZM137 187H138V186H137ZM185 187H186V186L184 185V188H185ZM194 187H197V185H194ZM214 187H215V186H214ZM248 187H250V186H248ZM254 187H257V186H254ZM262 187H264V186H262ZM11 188H12V187H11ZM13 188H14V186H13ZM27 188H29V187H26V189H27ZM180 188H181V187H180ZM202 188H203V186H202ZM3 189H4V188H3ZM19 189L21 190L20 187H19ZM19 189H18V190H19ZM40 189L42 190V188H40ZM51 189H52V188H51ZM109 189H110V188H109ZM117 189H118V188H117ZM119 189H120V188H119ZM173 189H175V188H173ZM199 189H201V188H199ZM210 189H211V187H210ZM212 189H213V188H212ZM226 189H227V188H226ZM243 189H245V188H243ZM253 189H254V188H253ZM11 190H12V189H10V192H11ZM15 190H17V189H15ZM22 190H24V188H23ZM45 190H47V189L45 188ZM128 190H129V189H128ZM130 190H131V189H130ZM175 190H176V189H175ZM179 190H180V189H179ZM181 190H182V189H181ZM181 190H180V191H181ZM195 190H196V189H195ZM203 190H204V189H203ZM213 190H214V189H213ZM254 190H255V189H254ZM256 190H257V189H256ZM8 191H9V190H8ZM13 191H14V190H13ZM112 191H113V189H112ZM123 191H124V190H122L121 192H123ZM166 191H167V189H166ZM173 191H174V190H173ZM216 191H217V190H216ZM225 191H226V190H225ZM230 191H231V190H230ZM237 191H239V190H237ZM237 191H236V192H237ZM259 191H260V190H259ZM6 192H7V191H6ZM26 192H28V191L26 190ZM47 192H48V191H47ZM118 192H119V191H118ZM169 192H170V191H169ZM203 192H205V191H203ZM208 192H210V191H208ZM220 192H221V191H220ZM220 192H219V193H220ZM255 192H256V191H255ZM263 192H264V191H263ZM8 193H9V192H8ZM16 193H17V192H16ZM16 193H15V191H14V194H16ZM20 193H21V192H20ZM22 193H24V192H22ZM22 193H21V194H22ZM28 193H29V192H28ZM115 193H116V192H115ZM119 193H120V192H119ZM125 193H127V192H125ZM163 193H164V192H163ZM163 193H162V194H163ZM178 193H179V192H178ZM180 193H181V192H180ZM182 193H183V192H182ZM190 193H191V192H190ZM193 193H194V192H193ZM232 193H233V192H232ZM1 194H2V193H1ZM14 194L12 193V195H11V194H10V195L13 196ZM21 194H20V195H21ZM24 194H25V193H24ZM33 194H34V192H33ZM183 194H184V193H183ZM207 194H208V193H207ZM10 195H9V197H10ZM52 195H54V194H52ZM128 195H129V194H128ZM189 195H190V194H189ZM222 195H224V194H222ZM227 195H228V198H229V194H227ZM233 195H234V194H233ZM244 195H245V194H244ZM255 195H256V194H255ZM7 196H8V194H7ZM7 196H6V197H7ZM14 196H15V195H14ZM29 196H30V195H29ZM29 196H28V197H29ZM114 196H115V195H114ZM123 196H124V195H123ZM191 196H192V195H191ZM206 196H207V195H206ZM6 197H4V198H6ZM125 197H126V196H125ZM128 197H129V196H128ZM180 197H181V196H180ZM180 197H179V198H180ZM203 197H204V196H203ZM220 197H221V196H220ZM241 197H242V196H241ZM204 198H205V197H204ZM204 198H203V199H204ZM211 198H212V197H211ZM216 198H217V197H216ZM232 198H233V197H232ZM247 198H248V197H247ZM11 199H12V197H11ZM14 199H15V197H14ZM16 199H17V196H16ZM18 199H20V197H19ZM27 199H28V198H27ZM128 199H129V198H128ZM147 199H148V198H147ZM195 199H196V197H195ZM199 199H200V198H199ZM248 199H249V198H248ZM250 199H251V198H250ZM250 199H249V200H250ZM7 200H8V199H6V201H7ZM12 200H13V199H12ZM12 200H11V201H12ZM20 200H21V199H20ZM171 200H172V199H171ZM175 200H176V199H175ZM189 200H191V199H189ZM189 200H188V201H189ZM204 200H206V199H204ZM213 200H214V197H213ZM257 200H258V199H257ZM257 200H256V201H257ZM3 201H4V199H3ZM6 201H5V203H6ZM18 201H19V200H18ZM179 201H180V200H179ZM179 201H178V202H179ZM214 201H215V200H214ZM219 201H220V200H219ZM254 201H255V200H254ZM0 202H2V200H1ZM124 202H125V201H124ZM130 202H132V200H131ZM178 202H177V203H178ZM181 202H182V200H181ZM183 202H184V201H183ZM200 202H202V200H201ZM205 202H206V201H205ZM221 202H222V201H221ZM243 202H244V201H243ZM248 202H249V201H248ZM208 203H209V202H208ZM224 203H225V202H224ZM228 203H229V202H228ZM232 203H233V202H232ZM232 203H231V204H232ZM255 203H256V202H255ZM7 204H8V203H7ZM11 204L13 205V203H11ZM173 204H175V203L173 202ZM178 204H179V203H178ZM185 204H186V203H185ZM198 204H199V202H198ZM214 204H215V203H214ZM239 204H240V202H239ZM243 204L245 205V203H243ZM250 204L253 205V203H250ZM263 204H264V203H263ZM5 205H6V204H4V206H0V207L3 208V207H5ZM9 205H10V204H9ZM12 205H11V206H12ZM18 205H19V204H18ZM194 205H195V203H194ZM205 205H206V203H205ZM208 205H209V204H208ZM232 205H233V204H232ZM259 205H260V204H259ZM37 206H38V205H37ZM40 206H41V205H40ZM40 206H39V207H40ZM198 206H199V205H198ZM215 206H216V205H215ZM217 206H219V205H217ZM224 206H225V205H224ZM260 206H261V205H260ZM6 207L8 208V206H6ZM9 207H10V206H9ZM16 207H17V206H16ZM16 207H15V208H16ZM22 207H23V206H22ZM177 207H178V206H177ZM182 207H183V206H182ZM195 207H196V206H195ZM246 207H247V204H246ZM7 208H5V209H7ZM15 208L12 207V209H15ZM26 208H27V207H26ZM184 208H185V207H184ZM210 208H211V207H210ZM221 208H223V207H221ZM228 208H229V207H228ZM230 208H231V207H230ZM230 208H229V209H230ZM236 208H237V207H236ZM243 208H245V207H243ZM256 208H257V207H256ZM5 209H4V210H5ZM18 209H20V207H18ZM21 209H22V208H21ZM40 209H41V208H40ZM199 209H200V207H199ZM203 209H204V208H203ZM257 209H258V208H257ZM260 209H262V208H260ZM8 210H9V209H8ZM16 210H17V209H16ZM25 210L27 211V209H25ZM209 210H210V209H209ZM236 210H237V209H236ZM239 210H240V209H239ZM242 210H243V209H242ZM245 210L248 212L247 209H245ZM2 211H3V209H2ZM41 211H42V210H41ZM196 211H197V210H196ZM199 211H200V210H199ZM225 211H226V210H225ZM5 212H6V211H5ZM16 212H19V210L16 211ZM22 212H23V211H22ZM30 212H31V211H30ZM32 212H34V211H32ZM172 212H173V211H172ZM175 212H176V211H175ZM197 212H198V211H197ZM206 212H207V211H206ZM209 212H210V211H209ZM214 212H215V210H214ZM214 212H213V213H214ZM218 212H219V210H217V213H218ZM222 212H223V209H222ZM228 212H229V211H228ZM251 212H252V211H251ZM257 212H258V211H257ZM259 212H260V211H259ZM259 212H258L257 214H260ZM1 213H2V212H1ZM12 213H13V212H12ZM14 213H15V211H14ZM23 213H25V212H23ZM23 213H22V215H23ZM225 213H226V212H225ZM261 213H262V212H261ZM2 214H3V213H2ZM2 214H1V215H2ZM8 214H10V213L8 212ZM8 214H7V215H8ZM17 214H18V213H17ZM17 214H15V215H17ZM20 214H21V213H20ZM27 214H28V213H27ZM27 214H26V215H27ZM31 214H32V213H31ZM200 214H201V213H200ZM203 214H204V213H203ZM227 214H228V213H227ZM239 214H240V213H239ZM253 214H254V213H253ZM3 215H4V214H3ZM3 215H2V216H3ZM13 215H14V214H13ZM44 215H45V213H44ZM44 215H43V216H44ZM46 215H47V213H46ZM198 215H199V214H198ZM207 215H208V214H207ZM210 215H212V214H210ZM245 215H246V214H245ZM5 216H6V215H5ZM9 216H10V215H9ZM31 216H32V215H31ZM31 216H30V217H31ZM33 216H34V214H33ZM33 216H32V217H33ZM36 216H37V215H35V217H36ZM219 216H220V215H219ZM219 216H218V217H219ZM225 216H226V215H225ZM249 216H250V215H249ZM251 216H252V215H251ZM0 217H1V216H0ZM21 217H22V216H21ZM21 217H20V219H22ZM30 217H29V218H30ZM47 217H48V216H47ZM49 217H51V216H49ZM55 217H56V215H55ZM59 217H60V216H59ZM65 217H66V216H65ZM23 218H24V216H23ZM29 218H27L26 220H28ZM199 218H200V217H199ZM202 218H203V217H202ZM202 218H201V219H202ZM224 218H225V217H224ZM226 218H227V217H226ZM230 218H231V217H230ZM244 218H246V217H244ZM247 218H248V217H247ZM251 218H252V217H251ZM253 218H254V217H253ZM4 219H7V218L4 217ZM8 219H10V218L8 217ZM42 219H44V221L46 220V218H42ZM47 219H48V218H47ZM49 219H50V218H49ZM49 219H48V220H49ZM64 219H65V218H63L62 220L64 221ZM66 219H67V218H66ZM213 219H214V218H213ZM254 219H255V218H254ZM263 219H264V217H263ZM11 220H12V219H11ZM14 220H15V219H14ZM17 220H18V219H17ZM39 220H40V218H39ZM48 220H47V221H48ZM199 220H200V219H199ZM206 220H207V219H206ZM208 220H210V219H208ZM216 220H217V219H216ZM221 220H222V219H221ZM228 220H229V219H228ZM244 220H245V219H244ZM256 220H257V218H256ZM22 221H23V220H22ZM24 221H25V220H24ZM35 221H36V219H35ZM44 221H43V222H44ZM197 221H198V220H197ZM247 221H248V220H247ZM257 221H258V220H257ZM262 221H263V220H262ZM0 222H1V220H0ZM2 222H3V221H2ZM2 222H1V223H2ZM9 222H10V221H9ZM14 222H15V221H14ZM28 222H29V221H28ZM37 222H38V221H37ZM41 222H42V220H41ZM43 222H42V223H43ZM199 222H200V221H199ZM203 222H204V221H203ZM244 222H245V221H244ZM16 223H17V222H16ZM16 223H15V224H16ZM19 223H21V222H19ZM39 223H40V222H39ZM61 223L63 224V222H61ZM205 223H206V221H205ZM230 223H231V222H230ZM245 223H246V222H245ZM260 223H261V222H260ZM8 224H9V223H8ZM11 224H12V223H11ZM17 224H18V223H17ZM52 224H53V223H52ZM213 224H214V223H213ZM226 224H227V223H226ZM253 224H255V223L253 222ZM40 225H41V224H40ZM53 225H54V224H53ZM205 225H206V224H205ZM205 225H204V226H205ZM209 225H212V224H209ZM217 225H218V224H217ZM222 225L225 226V224H223V223H222ZM234 225H235V224H234ZM234 225L232 224V226H234ZM258 225H259V223H258ZM262 225H263V224H261V227H262ZM2 226L5 227L4 224H3ZM6 226H7V224H6ZM12 226H13V225H12ZM44 226H45V225H44ZM50 226H52V225H50ZM227 226H228V225H227ZM236 226H237V224H236ZM236 226H234V227H236ZM244 226H245V224H244ZM248 226H249V224H248ZM26 227H27V226H26ZM60 227H61V226H60ZM62 227H63V226H62ZM197 227H198V226H197ZM200 227H201V226H200ZM217 227H219V226H217ZM220 227H221V226H220ZM229 227H230V226H229ZM22 228H24V226H22ZM29 228H30V227H29ZM202 228H203V227H202ZM202 228H201V230H202ZM204 228H206V227H204ZM237 228H238V227H237ZM237 228H236V229H237ZM245 228H246V227H245ZM245 228H244V229H245ZM2 229H3V228H2ZM14 229L17 230V228H14ZM20 229H21V228H20ZM38 229H40V228L38 227ZM51 229H52V228H51ZM54 229H55V228H54ZM61 229H63V228H61ZM238 229H239V228H238ZM253 229H254V228H253ZM260 229L262 230V228H260ZM10 230H11V229H10ZM33 230H34V229H33ZM45 230H46V229H45ZM207 230H208V226H207ZM210 230H211V229H210ZM212 230H213V229H212ZM240 230H241V229H240ZM242 230H243V229H242ZM1 231H2V230H1ZM4 231H5V230H4ZM11 231H12V230H11ZM23 231H25V230H23ZM60 231H61V230H60ZM219 231H220V230H219ZM219 231H217V232H219ZM228 231H229V230H228ZM233 231H234V230H233ZM244 231H245V230H244ZM252 231H253V230H252ZM257 231H259V230H257ZM5 232H6V231H5ZM13 232H14V231H13ZM18 232H19V231H18ZM18 232H17V233H18ZM34 232H35V231H34ZM50 232H51V231H50ZM231 232H232V231H231ZM237 232H238V231H237ZM7 233H8V232H7ZM20 233H21V232H20ZM22 233H23V232H22ZM27 233H28V232H27ZM204 233H206V232H204ZM207 233H208V232H207ZM220 233H221V232H220ZM224 233H226V232H224ZM229 233H230V232H229ZM229 233H228V234H229ZM253 233H254V232H253ZM12 234H13V233H12ZM12 234H10V235H12ZM29 234H30V233H29ZM36 234H37V233H36ZM48 234H49V233H48ZM192 234H193V232H192ZM194 234H195V233H194ZM212 234H214V233H212ZM215 234H216V233H215ZM236 234H238V233H236ZM255 234H256V233H255ZM2 235H3V234H2ZM2 235H1V236H2ZM7 235H8V234H7ZM15 235H16V234H15ZM15 235H13V236H15ZM67 235H68V234H67ZM201 235H202V234H201ZM242 235H243V232H242L241 236H242ZM251 235H252V234H251ZM19 236H20V235H19ZM19 236H17V237H19ZM24 236H26V235L24 234ZM203 236H204V235H203ZM212 236H213V235H212ZM241 236H240V238H241ZM246 236H249V235L247 234ZM246 236H244V237H246ZM252 236H253V235H252ZM5 237H6V236H5ZM20 237H21V236H20ZM26 237H27V236H26ZM49 237H50V236H49ZM206 237H207V236H206ZM231 237H232V236H230V238H231ZM242 237H243V236H242ZM253 237H255V236H253ZM263 237H264V236H263ZM14 238H15V237H14ZM22 238H23V235H22ZM27 238H29V237H27ZM35 238H37V237H35ZM203 238H204V237H203ZM219 238H220V237H219ZM223 238H224V237H223ZM227 238H229V237H227ZM230 238H229V239H230ZM246 238H248V237H246ZM255 238H256V237H255ZM255 238H254V239H255ZM6 239H7V238H6ZM18 239H19V238H18ZM32 239H34V238H32ZM37 239H38V238H37ZM40 239H43V238H40ZM40 239H39V241H40ZM58 239H60V238L58 237ZM215 239H217V238H215ZM215 239H214V240H215ZM238 239H239V238H238ZM248 239H249V238H248ZM260 239H261V237H260ZM260 239H259V240H260ZM7 240H8V239H7ZM24 240H25V237H24ZM28 240H29V239H28ZM218 240H219V239H218ZM218 240H216V241H218ZM227 240H228V239H227ZM250 240H251V239H250ZM252 240H253V238H252ZM255 240H256V239H255ZM259 240H258V241H259ZM8 241H9V240H8ZM10 241H11V240H10ZM25 241H26V240H25ZM59 241H60V240H59ZM221 241H222V240H221ZM243 241H244V240H243ZM243 241H241V242H243ZM245 241H246V240H245ZM248 241H249V240H248ZM1 242H2V241H1ZM22 242H23V241H22ZM28 242H29V241H28ZM28 242H26L27 245L30 243V242H29V243H28ZM34 242H35V241H33V243H34ZM214 242H215V241H214ZM262 242H264V241H262ZM2 243H3V242H2ZM31 243H32V241H31ZM223 243H224V242H223ZM257 243H258V242H257ZM19 244H20V243H19ZM43 244H44V243H43ZM227 244H229V243H227ZM233 244H234V243H233ZM248 244H249V243H248ZM260 244H261V243H260ZM262 244H263V243H262ZM36 245H37V244H36ZM48 245H49V244H48ZM207 245H208V244H207ZM214 245H215V244H214ZM230 245H231V244H230ZM246 245H247V243H246ZM250 245H251V247H252V244H249V246H250ZM258 245H259V244H258ZM258 245H257V246H258ZM14 246H15V245H14ZM32 246H33V244H32ZM260 246H261V245H260ZM260 246H259V248H260ZM24 247H25V246H24ZM29 247H31V246H27L26 249L29 248ZM35 247H36V246H35ZM240 247H241V246H240ZM242 247H243V246H242ZM39 248H40V247H39ZM206 248H207V247H206ZM225 248H227V247H225ZM228 248H231V247L228 246ZM228 248H227V249H228ZM255 248H256V246H255ZM7 249H8V248H7ZM16 249H17V248H16ZM19 249H20V247H19ZM34 249H35V248H34ZM34 249H33V250H34ZM252 249H253V248H252ZM252 249H251V250H252ZM17 250H18V249H17ZM21 250H22V249H21ZM38 250H39V249H38ZM240 250H241V249H240ZM240 250H238V251H240ZM31 251H32V249H31ZM31 251H30V252H31ZM39 251H40V250H39ZM208 251H209V250H207V252H208ZM226 251H228V250H226ZM246 251H247V248H246ZM248 251H249V250H248ZM248 251H247V252H248ZM36 252H38V251L36 250ZM251 252H252V251H251ZM251 252H249V253H251ZM262 252H263V251H262ZM5 253H6V252H5ZM10 253H12V252L10 251ZM26 253H27V252H26ZM225 253H226V252H225ZM225 253H224V254H225ZM263 253H264V252H263ZM263 253H262V254H263ZM1 254H2V253H1ZM232 254H233V253H232ZM3 255H4V254H3ZM9 255H10V254H9ZM11 255H12V254H11ZM13 255H14V254H13ZM23 255H24V254H23ZM203 255H204V254H203ZM229 255H231V254H229ZM4 256H6V255H4ZM30 256H31V255H30ZM224 256H225V255H224ZM246 256H247V255H246ZM249 256H250V255H249ZM6 257H8V256H6ZM21 257H22V256H21ZM228 257H229V256H228ZM244 257H245V256H244ZM251 257H252V256H251ZM4 258H5V257H4ZM27 258H29V257H27ZM214 258H215V257H214ZM241 258H242V257H240V260H241ZM14 259H15V258H14ZM30 259H31V258H30ZM226 259H228V258H226ZM242 259H243V258H242ZM258 259H259V258H258ZM258 259H257V260H258ZM217 260H218V258H217ZM224 260H225V259H224ZM229 260H230V259H229ZM249 260H250V259H249ZM261 260H262V259H261ZM179 261H180V260H179ZM211 261H213V260H211ZM233 261H234V260H233ZM243 261H244V260H243ZM243 261H242V262H243ZM245 261H246V260H245ZM1 262H2V261H1ZM217 262H218V261H217ZM223 262H224V261H223ZM236 262L238 263L237 260H236ZM236 262H234V263L232 262V264H235ZM239 262H240V261H239ZM246 262H247V261H246ZM248 262H249V261H248ZM250 262L252 263V261H250ZM230 263H231V261H230ZM251 263H250V264H251ZM261 263H262V261H261ZM261 263H257V264H261ZM228 264H229V263H228Z\"/></svg>",
  "mask_w": 264,
  "mask_h": 264
}]
</instances>
